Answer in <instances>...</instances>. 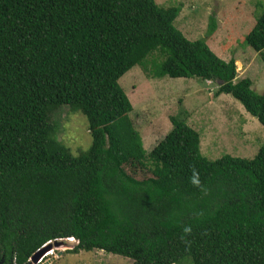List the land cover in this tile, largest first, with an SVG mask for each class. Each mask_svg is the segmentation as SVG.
<instances>
[{"label": "trees", "instance_id": "16d2710c", "mask_svg": "<svg viewBox=\"0 0 264 264\" xmlns=\"http://www.w3.org/2000/svg\"><path fill=\"white\" fill-rule=\"evenodd\" d=\"M180 9L0 0V264H33L42 245L70 237V252L131 264H264V139L252 158L208 159L198 131L172 115L147 152L128 115L118 79L153 56L154 78L211 81L264 127V93L238 78L232 56L175 27ZM245 42L264 61V8ZM64 107L87 122L91 142L78 155L55 135Z\"/></svg>", "mask_w": 264, "mask_h": 264}, {"label": "rangeland", "instance_id": "374dc122", "mask_svg": "<svg viewBox=\"0 0 264 264\" xmlns=\"http://www.w3.org/2000/svg\"><path fill=\"white\" fill-rule=\"evenodd\" d=\"M162 7L181 5L174 26L190 40L203 38L221 58L235 59L238 78L248 77L252 88L264 93V61L245 42V35L264 8V0H155ZM260 3V7H259ZM213 14L215 30L206 36L208 17ZM160 59V57L158 58ZM164 59V58H163ZM163 59L153 62L157 65ZM153 56L145 68L135 65L118 83L132 109L128 113L148 152L171 128L176 116L198 131L199 149L208 159L224 154L252 158L264 139V127L230 94L214 95L215 83L208 86L196 78H162L151 75ZM55 135L73 155L86 151L91 139L85 116L78 111L53 115ZM36 264H131V259L102 250L70 252V246L51 244Z\"/></svg>", "mask_w": 264, "mask_h": 264}, {"label": "water", "instance_id": "95a60500", "mask_svg": "<svg viewBox=\"0 0 264 264\" xmlns=\"http://www.w3.org/2000/svg\"><path fill=\"white\" fill-rule=\"evenodd\" d=\"M54 244L55 247H60V246H70L73 247L77 241L74 239H69V238H58L54 239L53 241H48L44 245H42L40 248H38L31 256V260L33 264H36L37 260L49 249H51V244Z\"/></svg>", "mask_w": 264, "mask_h": 264}, {"label": "built area", "instance_id": "2783aa9c", "mask_svg": "<svg viewBox=\"0 0 264 264\" xmlns=\"http://www.w3.org/2000/svg\"><path fill=\"white\" fill-rule=\"evenodd\" d=\"M207 83H208V84H210V83H211V81H207ZM208 84H207V85H208ZM69 239H73V238H69Z\"/></svg>", "mask_w": 264, "mask_h": 264}, {"label": "clouds", "instance_id": "9594fccd", "mask_svg": "<svg viewBox=\"0 0 264 264\" xmlns=\"http://www.w3.org/2000/svg\"><path fill=\"white\" fill-rule=\"evenodd\" d=\"M71 238V237H70Z\"/></svg>", "mask_w": 264, "mask_h": 264}]
</instances>
